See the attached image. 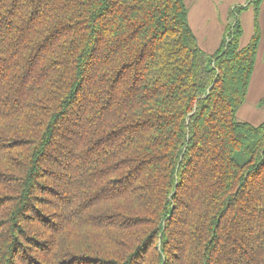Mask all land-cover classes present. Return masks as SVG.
<instances>
[{"label":"trees","instance_id":"16d2710c","mask_svg":"<svg viewBox=\"0 0 264 264\" xmlns=\"http://www.w3.org/2000/svg\"><path fill=\"white\" fill-rule=\"evenodd\" d=\"M261 1L207 54L185 0H0V264H264Z\"/></svg>","mask_w":264,"mask_h":264},{"label":"crops","instance_id":"0c3cea01","mask_svg":"<svg viewBox=\"0 0 264 264\" xmlns=\"http://www.w3.org/2000/svg\"><path fill=\"white\" fill-rule=\"evenodd\" d=\"M248 2L249 0H185L186 6L188 8L189 25L195 33L194 29L201 27L202 24L208 25L211 23L207 21L208 15H210L213 18V22H215V18L217 15L215 13L216 6L219 7V13L224 18L227 14L228 9L233 7L234 4L238 3L244 6ZM250 6L251 5L249 4L245 7L240 18L243 28V34L241 37V39L243 38V42L244 36H246V32L248 31V27L251 32L253 24L254 13L253 10L250 9ZM258 23L261 30V39L258 45L255 66L249 83L246 99L237 113V116H240L243 121H252L251 123H255L254 121L256 119H264V104L259 107L257 104L260 98L264 95V0L260 2L258 8ZM216 24L220 26L217 27L214 35H207V42L210 44V42L215 39L214 45L218 46L222 39L225 27L228 24H221V22H216ZM206 28L208 29V31H212V28L205 27V29ZM242 40L241 44H245L242 42ZM250 93L251 97L249 96ZM250 105H253L254 107L251 108L249 107Z\"/></svg>","mask_w":264,"mask_h":264},{"label":"rangeland","instance_id":"374dc122","mask_svg":"<svg viewBox=\"0 0 264 264\" xmlns=\"http://www.w3.org/2000/svg\"><path fill=\"white\" fill-rule=\"evenodd\" d=\"M249 1H251V0H249ZM242 5L241 4H234L233 5V7L235 8V10H236V12H235V10H232V8L233 7H231V8H229L228 9V11H227V14H226V16L223 18V16H221L220 15V13H219V7H217L216 6V18H215V22H213V18L210 16V15H208V17H207V21L210 23V24H208V25H204V24H202L201 25V27H198L197 29H194L195 30V33H194V35H195V37H196V40H197V44H198V46L203 50V51H205L207 54H211V53H213L215 50H216V48L218 47L217 45V47L214 45L215 43H214V40L213 41H211L210 42V44L207 42V35H214L215 34V32H216V30H217V27L218 26H220V25H218V24H216V22H221V24H224V23H226V24H228V25H232V23L236 20V18H238L239 20H240V18H241V16H242V13H243V10L245 9V8H243V9H240V7H241ZM251 8L250 9H252L253 10V7H252V5L250 6ZM241 22V21H240ZM205 27H209V28H212V31H208V29L206 28L205 29ZM251 32H252V29H251ZM250 29H249V27H248V31L246 32V36H244V42H243V38L241 39L242 40V42L243 43H246L248 40H249V37H250ZM223 35H224V33H223ZM222 35V38L224 37ZM209 40V39H208ZM249 96L251 97V93L249 94ZM264 96V95H263ZM262 96V97H263ZM261 97V98H262ZM260 98V99H261ZM257 104H258V107L259 106H261V104L259 103V101L257 102ZM264 104V103H263ZM249 107H251V108H253L254 106L253 105H250ZM264 111V110H263ZM238 118H239V120H242L241 119V117L240 116H238ZM249 118H253V117H249ZM254 121V120H253ZM262 121V119H256L254 122L255 123H253V124H257V123H259V122H261ZM249 122H252V121H249Z\"/></svg>","mask_w":264,"mask_h":264}]
</instances>
